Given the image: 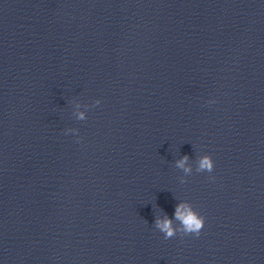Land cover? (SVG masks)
<instances>
[{"label":"clouds","instance_id":"obj_1","mask_svg":"<svg viewBox=\"0 0 264 264\" xmlns=\"http://www.w3.org/2000/svg\"><path fill=\"white\" fill-rule=\"evenodd\" d=\"M215 101H208V103H214ZM100 100L94 101V105H99ZM79 107V105H77ZM78 120H85L86 115L84 112H79L77 114ZM77 129H66L65 133L77 132ZM188 157L184 156L176 162V167L182 169L185 176L192 174V168L187 166ZM214 161L212 157L208 154L202 155L197 160L196 172H208L212 173L214 170ZM214 180L215 177H209ZM181 184L186 183L184 177L180 179ZM174 221L176 223H174ZM205 226V217L201 215L190 202L181 201L179 202L174 210L173 218H169L167 214L163 217L156 216L155 228L163 233L164 238L170 239L175 237L177 234L183 236L193 235L199 237L202 229Z\"/></svg>","mask_w":264,"mask_h":264}]
</instances>
